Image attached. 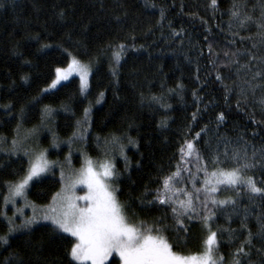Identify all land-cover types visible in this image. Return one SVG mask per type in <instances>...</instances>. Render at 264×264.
Here are the masks:
<instances>
[{
    "label": "trees",
    "instance_id": "1",
    "mask_svg": "<svg viewBox=\"0 0 264 264\" xmlns=\"http://www.w3.org/2000/svg\"><path fill=\"white\" fill-rule=\"evenodd\" d=\"M0 3V236L7 235L10 227L8 214L12 210H6L5 203L9 186L18 182L29 166L26 155L14 152L10 142L20 133L39 129L50 117L54 139L71 140L80 124L85 125V110L100 99L101 104L87 116L83 129L85 133L90 128L86 151L93 159H115L120 203L127 216L149 225L165 215L169 217L167 223L172 224L170 212L148 201L154 196L150 190L159 187L158 177L175 170L179 147L185 140H193L199 132L196 144L205 147L207 142L211 150L225 139L231 141L230 151L245 143L249 155L253 149L264 148V106L259 103L264 87L257 88L254 96L251 92L247 98L241 96L240 87H248L244 81L251 80V73L241 72L238 77V65L229 63L234 59L231 54L237 51L245 53L237 57L240 64L248 61L246 52L264 56V46H259L261 38L255 24L249 22L242 28L230 16L232 0H218L215 11L210 7L211 0ZM146 3L155 7H146ZM246 3L242 13L246 11L254 20H260L258 0ZM253 43L258 47L253 48ZM118 44L126 45L128 52L116 69L118 75L113 76L109 46ZM73 56L81 61H98L89 91L84 94L79 79L73 78L43 94L55 78V69L68 65ZM217 75L223 77V84ZM46 108L51 109L47 114ZM220 113L224 114L222 123L217 120ZM113 137H119L120 142L114 144ZM220 150H224L223 145ZM50 155L55 157L56 152ZM250 174L260 186L264 171L257 168ZM60 188L58 176L42 178L30 188L29 199L46 205ZM249 195L243 189L238 197L231 191L217 193L219 199L237 200L238 214L226 206V211L215 217V225L221 230L219 251L228 264L247 236L241 224L244 212H249L246 223L254 234L258 217L264 214V200H249ZM186 223L189 232L180 234L179 240L174 229L165 235L175 251L185 255L200 253L206 233L198 220ZM216 226L213 230H217ZM228 228L236 230L231 238L223 231ZM73 240L42 223L15 235L7 245L0 244V264H70L68 251ZM253 244L243 264H249V260L251 264H264V239L254 236Z\"/></svg>",
    "mask_w": 264,
    "mask_h": 264
},
{
    "label": "snow or ice",
    "instance_id": "2",
    "mask_svg": "<svg viewBox=\"0 0 264 264\" xmlns=\"http://www.w3.org/2000/svg\"><path fill=\"white\" fill-rule=\"evenodd\" d=\"M0 6H3L2 3ZM145 6L155 7L154 4L148 5L147 3ZM258 6L261 9V18L258 21L246 11L242 13V10L247 7L246 0H232L229 11L230 16L238 21L240 27H245L249 22L255 24L259 29L256 34L261 38L259 46H264V0H258ZM210 7L215 11L218 7V0H211ZM163 18L164 12L161 10V19ZM174 34L179 35V33ZM241 39L245 38L241 37ZM252 47L256 48L258 44L253 43ZM109 51L111 52L109 59L112 75L117 76L116 69L119 68L121 60L127 54L128 47L118 44L113 48L110 45ZM228 55L229 53L226 52L225 56ZM231 55L234 59H231L229 63L238 65L236 68L238 77L241 72L251 73V80L244 81L248 87H240V95L247 98L248 93L251 92L254 96L257 88L264 87V56L257 57L251 52H246L249 59L246 63L240 64L237 57L245 53L237 51ZM73 74L79 76L81 91L86 92L89 87L91 68L74 56L67 68L55 69V78L52 79L49 88H45L44 91L48 92L50 89L57 88L62 81L69 80ZM216 79L223 84L221 75H217ZM225 88L226 91H231L227 85ZM100 95L102 97L103 93ZM99 102L98 100L97 103ZM259 103L264 106V97L259 100ZM237 107H239V102ZM50 111L51 109H45L46 114ZM88 114L89 110L86 109L85 124H87ZM195 119L196 114L194 113L193 120ZM217 120L222 123L224 114L220 113ZM200 137L201 134L197 132L193 140L183 142L179 147L175 170H170L167 175L161 174L157 180L159 187L150 190L154 196L148 203L163 206L165 213L170 212L171 225L167 223L169 219L167 215L160 217L151 225L144 221L139 224L129 221L124 206L117 199L118 189L112 186L115 182L114 178L119 175L115 164L110 160L94 164L91 159H86L85 166L79 170L78 174L67 178L64 189L56 193L52 206L47 211L37 215L34 210L33 216L25 219L23 224L18 226L9 219L8 223L12 226L9 227L8 235L0 236V244L7 245L8 236L17 230H31L33 226L47 222L54 233H66L74 238L70 241L71 247L68 251L70 264L72 261L76 264H106L113 254L119 259H113L112 264H228L219 251L221 240L218 237V231L221 230L215 225V217L223 214L226 206H231V213L238 214L237 200L232 197L219 199L217 193L231 191L238 197L243 189L250 194L249 200L256 197L264 200V179L259 181L260 186H258V181L250 174L257 168L264 171V148L253 149L249 155L245 143L242 147L232 148L230 151L231 141L225 139L218 142L215 149L211 150L212 146L207 142H205V147L196 144L195 141ZM112 139L114 144L120 142L119 137ZM15 143L16 141H13L14 145ZM221 145L224 148L222 152ZM120 151L123 155V145L120 146ZM25 155L30 156L29 168L17 183L9 186V197L5 198L6 204L13 201L15 197L24 196L30 182L41 177L54 166V162L48 161L43 152L34 157L27 152ZM125 162L127 164L126 156ZM61 180H66L63 171ZM80 185L87 188V193L83 196L75 194V189ZM144 195L146 197L148 191ZM80 200L85 203L78 204L77 201ZM20 211L18 209V212ZM243 215L242 230L247 229V236L232 253L231 264H243L244 258L250 257L251 249L254 247V236L264 239V214L258 217V230L255 234L246 223L249 212L245 211ZM193 220H198L206 233L203 239V250L197 254L185 255L174 250V245L165 233L174 229L177 233V240H179L180 234L186 235L189 232L186 221ZM214 226L217 230H213ZM223 231H227L230 238L236 232L231 228L223 229ZM257 251L260 250L257 249ZM249 264H251L250 260Z\"/></svg>",
    "mask_w": 264,
    "mask_h": 264
},
{
    "label": "rangeland",
    "instance_id": "3",
    "mask_svg": "<svg viewBox=\"0 0 264 264\" xmlns=\"http://www.w3.org/2000/svg\"><path fill=\"white\" fill-rule=\"evenodd\" d=\"M71 59H70L69 63L71 62ZM81 62L84 64H88L90 66L91 75H92L94 69L98 65L97 60L81 61ZM67 66L68 65H66L65 67H62V68H67ZM91 75L89 76V87H88L86 92H83L84 94H86L90 89ZM73 78L79 79V76L73 74L69 78V80L62 81L61 84L57 86V88L50 89L48 92H45L43 90L42 93L46 94V93L53 92V91L57 90L62 84L70 81ZM50 84L45 88H49ZM99 101H100L99 103H96L94 105H90L87 108L89 110L88 115L91 116L95 107H97L101 104L102 100L100 99ZM84 126H87V124H85L83 126H82V124H80L78 131H76V133L73 135V138L71 140L58 142L57 140L54 139L53 134H54L55 129L53 126V119L50 117V118H48V120L45 123H43V125L39 129H33L30 131H26L23 134L20 133L15 140H12L10 142V145H11L10 147L14 152H18V153H21L24 155L27 152L33 157L35 155H39L41 152L45 153L48 161L54 162V166L51 167L47 173L42 174L41 177L35 178L32 182H30L29 186L25 190L24 196L15 197L13 201L6 204V210H9V209L12 210V212H10V214H8V215H10L8 217V220L9 219L13 220L15 225L18 226V225L23 224L25 219L32 217L34 210L37 213V215H40L43 212L47 211L52 206L53 198L55 197L56 194L52 198L51 202L46 204V205H38L29 199L30 188L32 187V185L35 182L39 181L40 179L48 177V176H58L59 179L61 180V172L63 171V173L66 177V180L65 181L61 180V188L58 191V192H62V190L65 187V183L67 182V178L70 176H73L74 174H78L79 170L85 166V160L86 159H91L94 162V164H99L105 160H110L115 164V162H114L115 159L111 156L110 157L107 156L106 158L103 157L101 159L100 158L93 159L88 154V152L86 151V147H85V145H86L85 140H86V137H87V134H88V131L90 128L88 127V130L86 129V131L84 133L83 132ZM13 141H16L15 145L13 144ZM53 151L56 152L55 157H52L50 155L51 152H53ZM123 156H124V152H123ZM26 157L28 158V161H29L30 156L26 155ZM28 168H29V166H28ZM114 180H116V177L114 178ZM112 186H113V188L117 189L115 182L113 183ZM86 193H87V188L84 187L83 185L77 186V188L75 189V194L77 196H83ZM116 196H117V191H116ZM7 197H9V192H8ZM117 199H118V196H117ZM118 201H119V199H118ZM77 203L80 205H83L85 202L80 200V201H77ZM18 209L21 211L18 212ZM21 212L23 214H21ZM125 214H126V212H125ZM126 216H127V214H126ZM127 218L131 222H134L137 224L140 223V221L134 220V219L130 218L129 216H127ZM44 223L48 224L47 222H44ZM9 226L11 227L12 225H9ZM36 226H38V225H35L32 228H34ZM23 231H25V230H17L15 232H13L11 235L8 236L9 241L15 235L20 234ZM113 259H119V257L115 256V254H113V257L110 258L106 262V264H109ZM74 263L76 264V262H74Z\"/></svg>",
    "mask_w": 264,
    "mask_h": 264
}]
</instances>
